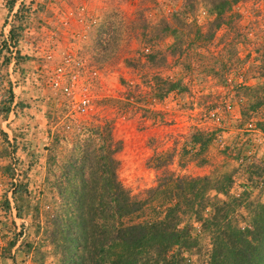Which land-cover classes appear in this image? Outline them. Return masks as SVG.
<instances>
[{
  "label": "rangeland",
  "instance_id": "obj_1",
  "mask_svg": "<svg viewBox=\"0 0 264 264\" xmlns=\"http://www.w3.org/2000/svg\"><path fill=\"white\" fill-rule=\"evenodd\" d=\"M178 5L173 0H18L8 11L0 0V264H75L74 255L61 259L65 235L55 220L66 210L56 187L81 125L93 118L110 120L120 146L114 155L117 179L132 196L156 184L161 169L146 166L154 147L160 155L171 152L169 169L207 177L210 187L216 181L226 185L224 194L208 190L205 198L235 200V223L250 225L264 238V77L259 76L264 0L239 2L237 24L245 38L236 39L228 54L223 45L231 37L218 33L200 51L198 73L184 79L188 93L159 101L151 93L156 70H149L147 82L126 59L140 52L142 25L152 28ZM205 17L199 12L200 20ZM171 42L166 38L159 47ZM65 55L79 57L88 71L90 108L83 114L72 113L69 100L48 83L47 74ZM218 59L224 64L209 72ZM124 82L146 93L139 103L143 111H119ZM194 233L198 254L187 255V263L205 264L208 236Z\"/></svg>",
  "mask_w": 264,
  "mask_h": 264
},
{
  "label": "trees",
  "instance_id": "obj_2",
  "mask_svg": "<svg viewBox=\"0 0 264 264\" xmlns=\"http://www.w3.org/2000/svg\"><path fill=\"white\" fill-rule=\"evenodd\" d=\"M16 1L5 0L8 11ZM173 1L179 5L159 18L152 28L146 23L142 25L138 37L142 48L136 56L126 59L127 66L147 82L149 70H156L151 93L159 101L170 93H188L184 79L195 70L198 73L203 65L198 55L218 33L231 37L223 45L228 54L238 42L236 39L245 38L244 27L237 24L236 11L238 3L244 4L245 0ZM199 12L206 16L203 20ZM12 31H8L10 37ZM166 38L172 42L160 48ZM216 64L224 62H211L208 71H214ZM175 68L180 72L172 76L163 74ZM212 74L218 76L216 72ZM259 76L264 77V73L259 72ZM123 87L120 98L124 102L119 111H143L139 103L146 93L137 84L124 82ZM5 109L7 112L8 108ZM161 122L169 125L162 119ZM80 129L56 187L66 210L63 217L55 220L60 233L65 235L59 238L63 242V262L74 255L75 264H188L187 255L198 254L196 229L209 239L205 264H264V238L250 225L235 223V200L219 203L205 198L208 190L224 194L226 185L216 181L210 187L207 177L175 173L169 169L173 154L160 155L154 147L146 166L155 171L161 169L156 184L140 196H132L117 179L114 155L120 146L113 137L110 120L93 118ZM193 144L201 146L198 140Z\"/></svg>",
  "mask_w": 264,
  "mask_h": 264
},
{
  "label": "built area",
  "instance_id": "obj_3",
  "mask_svg": "<svg viewBox=\"0 0 264 264\" xmlns=\"http://www.w3.org/2000/svg\"><path fill=\"white\" fill-rule=\"evenodd\" d=\"M87 72L79 57L65 55L47 74L50 88L69 100L74 114H83L90 108ZM89 74L96 76L95 71H90Z\"/></svg>",
  "mask_w": 264,
  "mask_h": 264
}]
</instances>
